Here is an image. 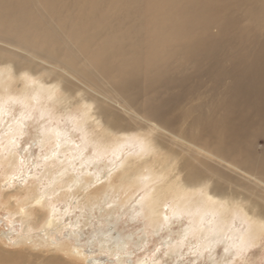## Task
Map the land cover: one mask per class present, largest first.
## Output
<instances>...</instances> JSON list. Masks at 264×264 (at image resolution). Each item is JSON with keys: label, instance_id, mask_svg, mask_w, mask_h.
<instances>
[{"label": "bare ground", "instance_id": "bare-ground-1", "mask_svg": "<svg viewBox=\"0 0 264 264\" xmlns=\"http://www.w3.org/2000/svg\"><path fill=\"white\" fill-rule=\"evenodd\" d=\"M80 2L82 5H65L64 0H0V124L14 117L10 113L15 109L14 102L12 105L8 100L16 98L15 102L23 106L1 140H14L27 128L25 108L30 111L34 105H42L44 111L38 113L41 119L45 110L66 114L76 110L79 113L76 126H87L83 142L94 145V154L85 156V147H76L69 140L72 137L66 125V129L56 128L59 124L45 128L48 124L45 122V126L39 124L34 128L48 146H60L57 151L60 156L51 151L31 192L26 191L20 199L10 197L22 192L18 187L4 196L8 199L1 209L23 223L22 239L13 245L22 246L24 250L22 253L7 251L8 241L4 245L0 236V264L11 261L19 264L22 259L18 258L19 254L30 256L31 252L42 248H48L50 253L66 249L70 259L83 263L87 254L81 249L55 245L46 239L51 229H59L60 221L50 201L70 197V202L85 182L102 179L110 191L94 197H90V193L82 194L76 203L83 213H91L108 204L113 207L114 203L124 201L130 192L142 188L144 197L138 203L154 224L161 215L168 217L169 211L164 210L168 200L192 216L195 229L205 214H217L221 224L209 232L198 231L200 239H204H198L202 249L212 251L220 244L235 214L246 222L251 237L264 236V6L263 16H259L256 23L262 34L259 49L248 54L242 62L230 64L231 87L224 89L223 98L206 108L200 104L177 110L182 97L192 92L190 82L200 69L202 57H212L205 72L209 75L213 62L220 59L218 55L223 51L221 35L210 45L208 38L190 37L189 33L203 27L204 22L208 23L211 13L217 22L224 17L222 21L230 25L229 30L236 28L243 18L236 14L232 5H264V0H144V5H140L141 0ZM211 5L229 7H221L223 10L218 11ZM40 13L56 35L41 24ZM143 49L148 52L144 85L140 83ZM66 51L72 54L69 61L62 56ZM192 61L193 69L188 71L187 65ZM168 85L177 88L176 93L148 104L146 117L160 119V122L142 121L144 116L137 109L138 96L143 90H154L156 98L159 96L156 89H169ZM30 92H34L32 97H29ZM5 103L9 105L6 107ZM259 142L262 149L256 152ZM125 144H131L132 150L124 149ZM13 146L6 151L0 148V167H4L8 175L17 164V157L11 151ZM108 154L121 158H115L110 163L112 168L103 175L88 178L87 164L92 165V161ZM77 161L78 169L75 168ZM83 164L85 167L81 169ZM82 175L88 177L79 180ZM40 179L47 184L43 192L38 190ZM103 185H98L93 192L99 193ZM54 193L58 197L54 198ZM124 244L115 238L112 246L121 250ZM88 258L92 264H99L95 257ZM44 262L65 264L59 256Z\"/></svg>", "mask_w": 264, "mask_h": 264}, {"label": "rangeland", "instance_id": "rangeland-1", "mask_svg": "<svg viewBox=\"0 0 264 264\" xmlns=\"http://www.w3.org/2000/svg\"><path fill=\"white\" fill-rule=\"evenodd\" d=\"M64 1H65V5H82V2H80V0H64ZM101 5H106V4H101ZM140 5H144V0H141ZM212 6L216 7L218 11L223 10L225 7L227 8L229 7V5H211V7ZM263 6L264 5H232L233 9L236 11V14L242 16L243 18L242 21L239 22L238 26H236V28L229 30L228 26L230 25L229 24L227 25L226 22H224L225 21L224 17H220L219 20L221 22L220 23L219 21L217 22L216 19L213 18V15L211 13L208 23H205L203 19L204 26L201 27L200 29L195 28V30H192L189 33L190 37L195 38L199 36L203 39L208 38L210 40L209 41L210 45L213 44L212 43L213 39H216L217 36L221 35L220 43L222 45L221 44L220 45H221V49L223 47V51H222V55H218L220 59L213 62L214 66L212 68L211 74L209 75H206L205 72L209 68L208 64L209 63L211 64L210 60H212V57L211 56L202 57V63H200L199 65L200 69L199 70L197 69V72L194 76V80L190 82L191 87H193L192 92L182 97L181 102L178 104L177 110L179 109V107L180 109L181 108L191 109L194 106L200 104L205 105L204 108H206L209 104H213V103L215 104L218 100L223 98L221 95L224 94L225 92L224 89L231 87L230 85L231 81H229V74L231 72L230 64L237 61L242 62L243 58L248 56V54L253 53L259 49L260 37L262 36V34L259 33L256 23L258 17L263 16L261 12ZM39 20L42 25L50 28L56 35V32L53 29L52 25L46 20V18L41 13ZM225 24L227 25V27L224 30ZM63 32L67 35V33L64 30ZM147 53H148L147 50L143 49L142 51L143 60L141 59L143 66L141 70V82H140L141 84L143 83V85L147 79L146 73L144 72L145 61H147L145 59V56ZM62 56L65 61H69L70 58L72 57V54L71 52L66 51L65 54H62ZM193 63L194 61H192L191 63L189 62V65H187L188 71L193 69L194 66ZM215 72L218 73L214 74ZM212 73L214 74V80L212 78ZM168 88L169 89L164 90V88L158 87L156 90L157 92H159V96H157L156 98L154 96L155 94L153 93L154 90L153 91L143 90L141 96H138L137 109L138 112L142 116H144L141 117L142 121L151 124H157V122H160L158 121L160 119H156L150 116L146 117L148 104L156 100H160V98L162 99L167 98L170 96L169 93H171L172 95L177 91V88L172 87L171 85H168ZM31 95L33 96L34 92L33 93L30 92L29 97H32ZM11 99L14 100L11 101ZM11 99L8 101L9 104H12V102H14L13 104L15 106L14 107L15 109L13 108L14 109L13 113L12 111H10L11 115L14 116V117L12 116L13 118L11 117L12 121H14V119H16L17 117L18 111L20 113L21 107L23 106L20 104L19 101L16 100L15 102L16 98H11ZM9 104L5 103L6 107ZM32 109L34 110L33 112H31ZM32 109L29 111V108H25L26 119L27 117L28 119L29 117L31 118L29 120L27 119L29 125L19 136H15L14 140H11L9 142L8 141L4 142L3 140H1L3 133L6 132L7 130L6 128H8L10 124H12V121L7 122V120H5L2 122V124H0V141H1L0 148L5 149L6 151L9 148V146L14 145L12 149L11 147L10 149L17 157L16 167L14 171L9 174L10 176L8 174H5L4 167L2 166L0 167V174H1L0 175V189H1L0 190V219H1L0 236L2 237L0 238L4 245L6 244V241L10 243L9 244L7 242L6 247L4 245L3 247H5L7 251L12 253L14 252L19 253V251L22 253V251L24 250L22 246L17 247L13 245L16 241L22 239L20 238L21 237L20 235L23 234V227H22L23 223L19 220L18 217H14V218L13 217L11 218V216L9 217L7 212L1 209V205L5 204V202L8 199L7 197L4 196L11 194L18 187H19L18 189H21L22 192H17L14 195L11 194L10 197L14 196L17 199L18 198L20 199V197H22V195H24L26 191L31 192V189H33L34 184L37 183L38 177L41 175L45 159L46 158L48 159V157L52 155L51 151L54 154L60 156V153L57 152L60 146L59 148H57V146L56 147L48 146V143L46 141L44 142L42 141L41 134L40 133L37 134L34 128L37 127L39 124H44L45 126V122L48 123L46 124L45 128L49 127V125L53 128L58 126L59 124V126L56 128H60L62 126L61 128L66 129L65 127L67 126L68 129L66 130H68L67 132L70 134V137H72L69 138V140L73 142V145L84 146L85 156H92L94 154L93 153L94 145L92 144V142H89L91 145L89 143L88 145L85 142H83L84 131L87 130L86 129L87 126L85 124L81 127L76 126V120H78L79 117V113L75 112L76 110L74 109H73L74 111L70 110L68 112L69 115L66 114L67 112L57 113L52 111L51 113H49L47 110H45L44 112L45 118L43 117L44 119L43 120L38 117L39 111L43 110L42 105H36V106L34 105ZM29 114L32 116H30ZM33 114H35V116ZM73 115H75L77 119L73 117ZM66 117L67 118L71 117V118L67 119ZM34 118L36 121L34 120ZM51 120L52 122H50ZM69 121L72 122L70 123ZM70 128L71 130H69ZM261 144L262 143L259 142L258 146H256V150H255L256 152H260V150L262 149ZM90 146L92 147V149ZM127 148L130 150L132 148L131 144H125L124 149L128 150ZM115 158L117 159L118 157L108 154L100 160H95L94 162L92 161L91 163L92 165L87 164L85 169L88 168L87 170H90V177H88L87 175H82L79 177V180L86 177L93 179L97 175L98 176L103 175L109 169L112 168L111 164L116 160ZM119 158H121V156H119ZM81 166H82L81 169L85 167L84 164ZM75 168L76 169L80 168L78 161L75 163ZM76 174H78V172H76ZM62 179L64 180L65 178L63 177ZM97 182L94 181L88 183L85 182L82 188H80L74 194L75 199L71 198L70 202H69L70 197L69 199L65 197L60 199L57 198V201L55 200L50 201L51 207L53 206L52 207L53 210L60 215V218L59 217L57 218H59L61 222L60 221L58 222L59 229H55V230L51 229L49 233V238L46 237V239L53 241L52 243L53 244L55 243V245L57 244H61L63 246L65 245L66 248L68 247H71L72 249L79 248L85 254H87L86 255L87 259H85L83 263L71 258L72 260H74L72 261L68 256L67 251H65L66 249H62L63 252L61 251V253L60 252L50 253V251H48V248H42L40 249V251L37 250L31 252L32 254L30 256L27 253L19 254L18 258H22L21 263L19 264H46L44 262L45 260L49 258L53 259L56 258L57 256L61 257L62 261L65 264H92L88 258L92 256L95 257L94 259H96L99 264H221L223 262H224L223 264H264V236L261 235L254 238L251 237V235L247 233V227H245L246 222L241 221L236 214L230 218L229 223L226 226L225 233L221 238V241L219 242L220 244L214 246L212 251H208L206 249L201 248V245L199 244L200 243L199 240L202 241L204 239L202 240L200 239L201 235L198 234V231L199 229H201V232L206 230L207 232H209L214 230L216 225L221 224L218 221V218L216 216L217 214H210V215L205 214L202 217V220L200 221V226H198L199 228L197 227L195 229L194 228L195 223L192 222L193 220L192 216L190 214H185L186 212H183V210L176 208L174 203H172L171 200H168L165 202L166 206H164V210L167 209V211H169L168 217L165 218L166 215L163 213L164 215H161L159 220H157L154 224L148 219V217H146L143 214V211L139 205L141 199L144 197V190L142 188L136 190L135 192L132 193L130 192L128 196H126V199L124 201H119L116 203L113 202L115 205L113 207H111L108 204L105 205L104 207H101L100 209H94L91 213H83L76 202L84 194L90 193L89 194L90 197H94L96 195H101V194L103 195L104 193L110 191V189L108 190V188L105 187L106 181L102 179ZM98 185L100 186L103 185L104 188L99 193L95 194L93 191L97 187H99ZM46 187L47 184L45 180L40 179L39 187H38L39 192H43L44 189L46 190ZM52 196L54 198L55 196L58 197V195L55 193ZM49 200H51V198ZM169 206L170 208H168ZM173 208H175V210ZM83 214H85V216ZM86 217H89L91 219ZM190 217L192 219H190ZM7 218L8 220H6ZM172 219H174L175 221ZM77 221L79 222V224ZM169 221L171 224H169ZM72 225L75 226L74 229L72 228ZM153 226L155 227L152 228ZM115 238L121 239L125 243L123 249L121 250L113 249L112 245ZM107 240L109 243L107 242ZM143 240L144 242L142 243ZM170 244H172L171 247ZM227 245L230 249L227 247ZM109 246L112 247L109 248ZM110 249L113 251H111ZM177 251L179 255L177 254ZM231 253H233V255L237 254V256L235 255L232 257ZM34 254H36V256L38 257H34L33 256ZM3 256L5 255L3 254L2 257ZM6 264H16V263L11 261V262H7Z\"/></svg>", "mask_w": 264, "mask_h": 264}]
</instances>
